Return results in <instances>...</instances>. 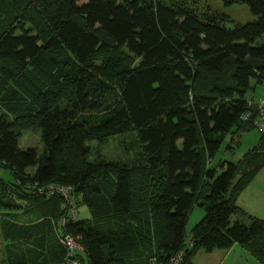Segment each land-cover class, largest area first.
<instances>
[{"label": "trees", "instance_id": "16d2710c", "mask_svg": "<svg viewBox=\"0 0 264 264\" xmlns=\"http://www.w3.org/2000/svg\"><path fill=\"white\" fill-rule=\"evenodd\" d=\"M202 1L0 0L6 264H68L67 235L82 264L165 263L179 252L192 264L236 244L264 264V220L237 204L264 166V136L238 165L212 167L227 134L254 129L264 0H221L254 17L233 26ZM28 131L39 132L41 153L20 148ZM131 133L134 160L101 156ZM50 185L71 187L91 220L72 221L67 200L40 196ZM195 206L205 216L186 244Z\"/></svg>", "mask_w": 264, "mask_h": 264}, {"label": "rangeland", "instance_id": "374dc122", "mask_svg": "<svg viewBox=\"0 0 264 264\" xmlns=\"http://www.w3.org/2000/svg\"><path fill=\"white\" fill-rule=\"evenodd\" d=\"M200 5L203 8H206V6H210L211 9L218 10L226 14L229 19L233 22L231 23V26L237 23L244 25L246 23H250L254 19L252 13L244 4L225 6L221 0H204L200 3ZM263 95L264 83L262 86H257L255 95L253 96L254 101L258 103L259 100L263 97ZM251 97L252 95L249 94L248 98L251 99ZM252 107H256V105L249 104V108H251L253 112H256V116L252 121L254 129H250L248 130V132H245L238 136H233L235 131H232L227 134L221 144L218 153L216 154V158L214 160V163L212 164L213 168L217 167L220 162H230L238 165L245 159L247 155L251 154L252 152L258 149L260 139L262 136H264V132H261L260 129L255 125V121L257 120L259 112L261 113V111L257 107ZM134 139L135 138L132 133L125 136L122 135L117 136L115 138H111L109 142L106 143L104 147L100 150L101 156H103L107 162L112 161L114 163L129 162L131 160H134L137 155V152H140L141 150L140 146L135 147ZM19 146L23 150L34 148L38 150L39 153H41L42 143L39 132H25L23 138H21L19 142ZM126 147H128V151ZM125 152H129L127 153V155L129 154L128 158L130 159H125ZM133 155L135 157H133ZM0 177L5 180H10V176L6 171L0 170ZM75 204L76 202L74 200L72 201V203L68 202L66 205V209L68 211H70L72 206H74V210L76 212L75 220H77L78 222L90 221L91 212L88 207L82 204ZM237 204L238 206L243 207V209L246 210L248 213L264 220V166L262 167L257 177L250 184V186L240 196ZM204 216L205 212L201 207L195 206V208L192 209V212L189 215V219L186 225V244H189L191 242L192 231L194 227L202 221ZM245 223L248 222L245 221ZM82 251H84L83 248ZM209 255L211 254H208L205 251H200L197 256H195V259L192 264H259V262L251 255L248 250L242 248L238 244L234 245L230 250L228 249L215 251L213 257H209ZM172 258L173 256L165 263L160 262L157 257H154L153 260L154 263L157 262L158 264H168ZM184 261L185 256H183V262ZM0 264H6V257L3 250L1 236Z\"/></svg>", "mask_w": 264, "mask_h": 264}, {"label": "built area", "instance_id": "2783aa9c", "mask_svg": "<svg viewBox=\"0 0 264 264\" xmlns=\"http://www.w3.org/2000/svg\"><path fill=\"white\" fill-rule=\"evenodd\" d=\"M251 105V103H250ZM261 113L259 112L258 118L255 121V125L260 129L261 132H264V96L259 100L256 106ZM251 113H246L243 116V120L250 119ZM71 192L72 188L69 186H63V185H50L47 188V191L40 192V196L43 197H53L55 195H60L63 197L64 200H67L68 202L72 203L71 200ZM47 194V195H46ZM68 217L72 221H76V212L74 210V206L68 211ZM62 223H65V219L62 220ZM61 243L64 245V247L67 249L69 254V262L68 264H82V262L79 259L80 253L82 254V248L77 244V242L74 240L73 237L70 235H67L61 239ZM151 264H158L157 262L154 263V260ZM168 264H183V254L180 252L173 256L171 261Z\"/></svg>", "mask_w": 264, "mask_h": 264}, {"label": "crops", "instance_id": "0c3cea01", "mask_svg": "<svg viewBox=\"0 0 264 264\" xmlns=\"http://www.w3.org/2000/svg\"><path fill=\"white\" fill-rule=\"evenodd\" d=\"M264 96V95H263ZM243 208V207H242ZM215 254V251L211 254V255H209V257H213V255Z\"/></svg>", "mask_w": 264, "mask_h": 264}, {"label": "bare ground", "instance_id": "6f19581e", "mask_svg": "<svg viewBox=\"0 0 264 264\" xmlns=\"http://www.w3.org/2000/svg\"><path fill=\"white\" fill-rule=\"evenodd\" d=\"M255 101H254V99H253V103H254ZM253 103H251V105H254Z\"/></svg>", "mask_w": 264, "mask_h": 264}]
</instances>
